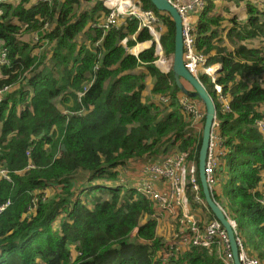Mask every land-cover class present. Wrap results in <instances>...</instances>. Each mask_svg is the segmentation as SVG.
<instances>
[{"label":"trees","instance_id":"trees-1","mask_svg":"<svg viewBox=\"0 0 264 264\" xmlns=\"http://www.w3.org/2000/svg\"><path fill=\"white\" fill-rule=\"evenodd\" d=\"M31 1L0 9V48L9 50V63L0 69V91L12 90L0 102V169L11 178L0 181V206L11 202L0 215V264H224L195 246L165 262L169 244L156 236L152 202L135 196L133 188L124 190L128 175L121 168L154 162L181 140L199 171L202 132L194 134L190 117L181 112L172 69L168 75L157 69L154 45L144 51L149 43L143 42L153 40L149 29L137 17H125L126 25L104 37L91 28L96 36L87 46L77 38L110 14L101 1ZM104 1L110 8L120 2ZM138 1L141 11H152L166 30L160 42L173 60L172 18L149 0ZM217 1L204 0L195 25L198 50L208 64L222 65L218 84L230 97V111H223L213 85L201 78L225 139L218 172L222 188L213 198L222 207L230 199L229 211L223 209L242 239V228H254L248 241L264 263V206L259 203L264 197L258 190L264 172V134L258 128L264 121V51L241 44L264 42L263 0L244 1V24L232 19V51L218 39L224 19L213 16ZM82 3L94 5L79 12ZM122 3L131 7L133 1ZM23 33H30V44L19 39ZM36 36L53 47L51 67L45 65L47 55L34 54L41 49ZM134 36L137 42L122 45ZM136 43L143 44L135 54L144 51L137 57L127 51ZM158 65L167 69L165 58ZM141 68L145 72L137 73ZM147 77L154 80V96L171 99L168 108L147 103ZM201 196L207 205L203 191ZM203 213L208 221L216 219L209 207ZM136 230L139 243L131 237Z\"/></svg>","mask_w":264,"mask_h":264},{"label":"built area","instance_id":"built-area-1","mask_svg":"<svg viewBox=\"0 0 264 264\" xmlns=\"http://www.w3.org/2000/svg\"><path fill=\"white\" fill-rule=\"evenodd\" d=\"M48 1L50 0H34L33 5L46 3ZM99 1L104 2V0ZM19 3L20 0H0V9L2 10L5 6H14ZM172 3L183 19L182 35L184 43V65L186 70L200 81L202 77H206L213 85V91L219 96L221 104L223 105V111H230L229 99L224 97L223 88L218 84L219 74L222 70L221 64H208V56L199 51L197 47L195 38L196 26L192 21V14L197 12L200 13L203 10L204 0H194L187 5L181 3L180 0H173ZM107 6L106 4V7ZM260 6L264 8V0ZM129 16L140 19L142 21V26L149 29L151 33H154L158 20L155 18L152 11L143 12L141 10H137L131 14H121L111 11L107 18L95 25L94 28L100 29L104 37L111 30L119 29L126 25L125 17ZM121 18H124V20H121ZM45 29L50 30L48 27H45ZM103 37L98 42V45L103 41ZM35 41L39 43L42 39L36 36ZM128 41H136V39L134 40L132 37L124 39L122 45L127 47ZM43 42H45V40H43ZM157 48L158 52L162 50L160 44H158ZM8 51L6 47L0 48V69L9 63ZM9 92L12 93L11 88L0 91V102ZM181 100L185 107L191 112L189 113L185 109L192 115L193 122L197 119V128L201 129V132H203L205 111L203 114L202 110L199 111L197 109L198 105L203 106L201 102L191 100L185 95L182 96ZM160 102L163 105H168L170 104V99L161 97ZM192 128L195 130L194 125ZM258 128L260 132L264 134L263 120L258 121ZM193 129L191 130L194 131ZM224 156L225 139L221 134V122L217 112L211 132L205 167V175L212 195L214 191L219 192V190H216L215 185L220 181L218 172L221 168ZM120 171L128 175L124 185H127L128 182H133L135 184L133 189L137 193V196H142L152 202L155 209L153 219L161 223V221L165 219L164 216L175 218L176 229L171 236V241L163 256L165 262H167L170 257L178 255L184 247L195 246L207 249L209 254L216 255L224 264H234L228 235L220 222L215 219L208 222L203 227L197 223V219L204 210H208V206L204 204L201 196L202 186L201 183L199 184L200 180L197 165L195 161L190 159V153L185 149L183 140H181L179 145L175 149H172L169 154L162 155L154 162L137 165L133 170L125 166L121 168ZM134 173H138L137 178L132 177ZM130 174L131 178L129 177ZM1 180H11L9 173L4 169H0V181ZM162 182L163 184L160 187ZM188 192H190L192 198L188 196ZM259 203L261 206H264V199L259 200ZM10 205L11 202H7L0 206V215ZM224 212L236 232L241 264H264L257 257L248 254L243 244V239L237 229L236 222L229 216L226 210H224ZM136 234L137 230L134 232L135 236H133L136 237ZM132 241L139 243L135 238Z\"/></svg>","mask_w":264,"mask_h":264},{"label":"rangeland","instance_id":"rangeland-1","mask_svg":"<svg viewBox=\"0 0 264 264\" xmlns=\"http://www.w3.org/2000/svg\"><path fill=\"white\" fill-rule=\"evenodd\" d=\"M133 1V3H134V9H136V10H129V11H120L119 9H120V7H119V5H117V7H113V8H110V7H106V2L104 1H101L102 2V4H103V6L104 7H106L108 10H110V12L112 11H114V12H116V13H121V14H131V13H134L135 11H137V10H141V8H140V4H139V1L138 0H132ZM181 1V3H184L183 1L184 0H180ZM194 0H192V2H193ZM224 0H221V1H219V3L220 2H223ZM232 1H235L236 3H238L237 4V7L236 8H234V7H232V11L230 10V9H228V8H226V7H223V8H221V12L223 13V15H225V16H227L228 17V20H229V22L230 21H232V19H239V18H242L241 16L243 15V14H240V12H241V9H243V11H244V14H245V6H243V4H241L240 3V0H232ZM248 1H250L251 3L253 2H255L256 0H248ZM33 2H34V0H32L31 2H30V5H33ZM230 2V1H229ZM132 3V4H133ZM17 5H19V4H16V5H14V6H17ZM92 6H93V3H82V5H81V7L78 9V11L79 12H82V11H85V10H90L91 8H92ZM225 6V5H224ZM239 22V21H238ZM95 26V25H94ZM151 33V32H150ZM164 33H166V30L163 28V27H160L158 24H157V26H156V28H155V30H154V33H151V35L153 36V40L152 41H147L146 43H149V46H151V42H154V46H155V56L158 58V60H157V62H156V67H157V69L161 72V73H163V74H165V75H168L169 73H170V71H171V69H172V63H173V60H172V57H168L166 54H165V52H164V49H163V47H162V50L161 51H157V47H158V44H159V40L157 41L156 40V37H155V34L156 35H158L159 37H160V39H161V37H162V35L164 34ZM96 36V34H95V32L92 30V29H90V26L84 31V33H82L78 38H77V41H78V43L79 44H84V45H87V46H89V41L92 39V38H94ZM19 39L22 41V43H28V44H30L31 43V35H30V33L28 34V33H23L22 34V36H20L19 37ZM140 45V44H139ZM138 45V46H139ZM162 45V44H161ZM39 46H41V49H39L38 51H36L35 52V54H39L40 52H41V54L42 55H47V57H46V60L44 61L45 62V65L48 67H51V65H50V63H51V60H50V58H51V56H52V53H53V47H52V45L51 46H49L48 45V43L45 41V42H43V41H41V42H39ZM138 46H136V47H138ZM257 46H259V47H261V49H263V51H264V42L263 43H259V44H257ZM136 47H134V48H132V49H128L127 51H128V54H130V55H133V56H136L137 57V55L138 54H135L136 53V51H139V49L140 48H138V49H135ZM153 48V46H151V48L149 49V50H151ZM133 49H135L134 51H133ZM149 50H146V51H149ZM133 51V52H132ZM132 52V53H131ZM163 58H165V60L167 61V69H164L162 66H159L158 65V63H159V61L161 60V59H163ZM171 81V80H170ZM154 83V80L151 78V77H147V79H146V85H147V87H146V91H145V97H146V99H147V103H149V104H155L156 106H159L161 109H166V108H168V106L170 105V104H168V105H166V104H161V102H160V98L161 97H165V98H169L168 96H166V95H161V94H159V95H157V96H154L153 94H152V85H154L153 84ZM170 84H172V81L170 82ZM185 86L187 87V89H188V85L187 84H185ZM182 94H181V96L179 97V104L182 106V114H183V116L185 117V118H188V117H190V119H191V128H192V126L194 125V128H195V130L193 131V133L194 134H200L201 133V129H199V128H197V119H195V121L193 122V118H192V115H190L189 113H191L186 107H185V105L182 103V100H181V98H182ZM218 96V95H217ZM227 97V96H226ZM170 99V98H169ZM218 99H219V96H218ZM219 102H220V104H221V101H220V99H219ZM170 103H171V99H170ZM222 105V104H221ZM223 106V105H222ZM185 107V108H184ZM202 107V108H201ZM189 112H187L186 110ZM197 109L199 110V111H201L202 110V113L204 114V107L203 106H200V105H198L197 106ZM195 116V115H194ZM196 117V116H195ZM133 178H137L138 177V173H134L133 174V176H132ZM162 184H163V182L160 184V187L162 186ZM135 186V184L133 183V182H128L127 183V185H124V190H129V189H132L133 187ZM215 188H216V190H219V192H220V189L222 188V181H218L217 183H216V185H215ZM164 193V192H163ZM134 195L135 196H137V193L136 192H134ZM188 196L189 197H191V194H190V192H188ZM232 199V198H231ZM229 200L230 199H228V201L227 200H224V202H223V207H225V209L227 210V211H229V209H228V206L226 205V203H228L229 202ZM191 204H192V202H191ZM221 206V205H220ZM222 207V206H221ZM222 207V208H223ZM204 213H202L200 216H199V218L197 219V223H199V225L201 226V227H203L205 224H207L208 222H211V221H208V220H206L205 219V217H204V215H203ZM164 220H162L161 221V223H158L157 222V229H156V236L157 237H159V238H162L163 240H164V243H167V244H169V242L171 241V236H172V234L174 233V231H175V229H176V223H175V218L174 217H171L170 218V216H164ZM170 218V219H169ZM56 225V224H55ZM209 225V224H208ZM56 227V226H55ZM241 233H242V236H243V241H244V246H245V248H246V251L248 252V254L250 255V256H255V255H253V252H252V245L249 243V241H248V238H249V234H253L254 233V228L253 227H250V228H248V229H244V228H242V231H241ZM134 235V233L132 234V236ZM131 236V237H132ZM191 246H188V247H184L180 252H179V254L178 255H176L175 257H170V258H176V257H178L181 253H183V252H185L188 248H190ZM210 255H214V254H210ZM257 256V255H256ZM255 256V257H256ZM74 259H75V257H78V255H77V253L75 252L74 253ZM218 259H219V257H217ZM260 260V259H259Z\"/></svg>","mask_w":264,"mask_h":264},{"label":"water","instance_id":"water-1","mask_svg":"<svg viewBox=\"0 0 264 264\" xmlns=\"http://www.w3.org/2000/svg\"><path fill=\"white\" fill-rule=\"evenodd\" d=\"M149 1L159 12L169 14L175 25V43H174L172 72L178 89L180 90L181 94L187 96L191 100H196L201 102V104L205 108V119H204L203 132H202V146L199 153V180L202 186V191L207 206L214 214L216 220L220 222L223 229L226 231L228 235L229 244L233 254L234 264H241L239 259L240 249L236 239V232L234 231L233 226L226 217L223 208L219 204H217L216 201L214 200L205 175L207 154L210 145L212 128L214 125V121L216 119L217 107L211 95L207 91L206 87L201 83L199 79L192 76L185 68L184 43H183V35H182L183 19L177 8L173 5L172 3L173 0H149ZM157 39L159 40V44L161 45L160 37ZM184 83H187L190 86V88L187 89Z\"/></svg>","mask_w":264,"mask_h":264},{"label":"crops","instance_id":"crops-1","mask_svg":"<svg viewBox=\"0 0 264 264\" xmlns=\"http://www.w3.org/2000/svg\"><path fill=\"white\" fill-rule=\"evenodd\" d=\"M219 1H221V0H218L216 2L217 6H216L215 11L213 12V16L214 17L221 16L224 19V22L222 24V28L219 30L218 39L220 41H223L224 42V46H226L230 51H232V50H234V47H235V45H233V43L231 42L232 39L235 40V37L233 38L234 33L232 31L236 28V26H234L231 21L229 22L227 16L223 15V13L221 12V8L226 7V8H228V9H230L232 11V7L236 8L238 3H236L235 1H232V0H224L223 2H220V3H219ZM244 1H248V0H240V3L243 4V6H245V14H244L243 9H241L240 14H243L241 16L242 18L235 19L238 25L244 24L246 22V20H247V13H246V4L247 3L244 2ZM183 2H184L185 5H187V4L191 3L192 0H184ZM119 3H122V0H120ZM105 18H103V19H105ZM121 20H124V18H121ZM198 20H199V13L198 12L197 13H193L192 14V21H193L194 25H197L196 23L198 22ZM91 28L94 29V25H91L90 29ZM158 38H159V36H158ZM132 39L135 40L136 37H132ZM130 42H137V40L136 41H130ZM143 43H146V42H143ZM143 43H136L135 47L138 46L139 44H143ZM153 43L154 42H151V46H153ZM259 43H263V42L260 41V40H255V41L243 42L241 44L248 46L250 49H253V48L254 49H261V47L257 46V44H259ZM151 46H148L149 49L151 48ZM130 49H132V48H130ZM149 49H145L144 51L149 50ZM38 50L39 49L35 50L34 54ZM144 51H142L141 53H143ZM141 53H139L137 56H139ZM39 54H41V53H39ZM214 63H219V62H214ZM142 72H145V70L142 69V68L137 70V73H142ZM227 98L229 99V102H230V97L227 96ZM20 108H21L20 110L23 109L22 106H20ZM129 177L131 178V174H130ZM258 190H259L260 193H262V195L264 197V172L262 173V181L259 184ZM134 236H132V240H134V238H135Z\"/></svg>","mask_w":264,"mask_h":264},{"label":"bare ground","instance_id":"bare-ground-1","mask_svg":"<svg viewBox=\"0 0 264 264\" xmlns=\"http://www.w3.org/2000/svg\"><path fill=\"white\" fill-rule=\"evenodd\" d=\"M126 3H119L118 2V4L117 5H119V7H120V11H129V10H136V9H134V5L131 3V7H126V6H124Z\"/></svg>","mask_w":264,"mask_h":264}]
</instances>
